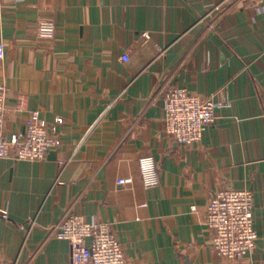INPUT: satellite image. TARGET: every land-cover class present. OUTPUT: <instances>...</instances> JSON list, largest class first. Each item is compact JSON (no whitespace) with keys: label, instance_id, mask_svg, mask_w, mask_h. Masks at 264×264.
<instances>
[{"label":"crops","instance_id":"obj_1","mask_svg":"<svg viewBox=\"0 0 264 264\" xmlns=\"http://www.w3.org/2000/svg\"><path fill=\"white\" fill-rule=\"evenodd\" d=\"M0 45L6 136L31 110L65 120L46 159L0 160L1 260L72 264L53 233L70 211L112 224L127 264H264V0H0ZM174 88L227 104L192 145L166 131ZM143 156L159 168L151 190ZM230 189L255 204L259 239L240 261L213 251L206 222Z\"/></svg>","mask_w":264,"mask_h":264},{"label":"built area","instance_id":"obj_2","mask_svg":"<svg viewBox=\"0 0 264 264\" xmlns=\"http://www.w3.org/2000/svg\"><path fill=\"white\" fill-rule=\"evenodd\" d=\"M219 8V7H217ZM40 38H55V24L51 20L40 19L36 26ZM143 38L149 39V33ZM3 47L0 45V57ZM125 62L130 61L124 55ZM8 89L0 86V160L40 161L55 150L59 142L60 127L65 123L57 117L54 123L45 119L41 112L28 111L25 129L22 134H5L6 105ZM166 112V131L180 145L199 142L209 126L217 120L218 111L227 104L214 97L202 99L185 88L168 90L163 97ZM18 111H25L21 98ZM143 185L146 190L159 186L160 175L157 162L152 156L139 160ZM127 180H119L120 185ZM196 207H193L195 210ZM254 197L248 190H222L214 194L207 211V226L213 232L212 249L219 256L240 261L253 252L259 239L254 218ZM7 218V215L4 216ZM53 233L66 240L72 248V264H127L122 245L112 224L89 221L85 217L65 212L56 224ZM0 264L10 263L0 259Z\"/></svg>","mask_w":264,"mask_h":264},{"label":"rangeland","instance_id":"obj_3","mask_svg":"<svg viewBox=\"0 0 264 264\" xmlns=\"http://www.w3.org/2000/svg\"><path fill=\"white\" fill-rule=\"evenodd\" d=\"M217 8V7H216ZM216 10V9H215Z\"/></svg>","mask_w":264,"mask_h":264}]
</instances>
